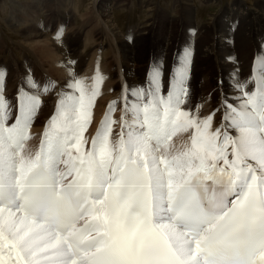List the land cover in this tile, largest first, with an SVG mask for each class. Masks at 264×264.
I'll return each mask as SVG.
<instances>
[{
	"label": "snow or ice",
	"instance_id": "snow-or-ice-1",
	"mask_svg": "<svg viewBox=\"0 0 264 264\" xmlns=\"http://www.w3.org/2000/svg\"><path fill=\"white\" fill-rule=\"evenodd\" d=\"M189 63L166 94L158 66L126 89L120 132L106 114L88 147L99 80L66 85L35 151L39 95L13 122L0 99V264H264V60L218 128L186 107Z\"/></svg>",
	"mask_w": 264,
	"mask_h": 264
},
{
	"label": "rangeland",
	"instance_id": "rangeland-1",
	"mask_svg": "<svg viewBox=\"0 0 264 264\" xmlns=\"http://www.w3.org/2000/svg\"><path fill=\"white\" fill-rule=\"evenodd\" d=\"M115 1H117V2L119 1V2L116 3L115 6H112V4L107 5L106 8L107 9L111 8V9H109V11L111 13H113V15H114V18H115L114 23L116 25V26L115 25L114 26H115V28L117 27V31H119L120 34H122L121 35V41L117 40V43L122 48V51L124 49L123 53H125V54L132 53V51H135L136 48L138 47L137 46L139 44L138 40L134 41L133 43L128 42L127 44H125L127 37L132 33V31H135L137 29L142 30L139 28L143 27L144 25H147V28L150 27V25H151L149 33L151 31L152 36L150 35V37L147 38V36L143 35L145 38L150 39L152 41V47L149 48L148 50H146V52H145V50L143 51L144 59H145V60L143 59L144 60L143 62L154 63V64H156L155 66H158L160 69H162V67H161L162 63L165 64L166 62H169V61H171V63L169 65L165 66L166 68L169 67L170 65L180 64L185 50L186 49L189 51L191 50V44L189 42L190 37H195V33L197 30L196 31L194 30V32H195L194 33L193 31H190V30L187 31L186 26H183L181 28L185 29L186 32H180V31L176 32V30H174V29H177V27L174 26V24L170 25V23H171V21H173V23L175 22V24H177L179 22V20H180L179 16L180 15L178 12L183 10L182 7H183V5H186L187 0H172L173 3H171V0H115ZM256 1L263 2L264 0H256ZM89 2H90V0H71L70 2H69V0H0V57H1L0 58V99H6L7 104L10 106L9 111L11 113V120L9 122H13L15 119V116L17 115V110H18V99H17V97H18L20 90L22 88H24L26 91H28L30 93H35V94L38 93V95L40 97V104L38 105L37 110L33 116L34 120H32V125H31L30 130H29V135H32V136L35 135V138L38 136L39 139H42V135H43V132L45 130V126H46V124L48 125L50 118L55 114L56 107H57L56 103H54L52 101L51 96H49L51 92L45 93V91H43L42 89L44 88L45 85H47L48 91L52 90V92H53L56 90L53 88L57 87V84H58L56 82L57 80L67 79V77L65 76V73H64L65 70L64 71L61 70L62 73H60V74L55 71L57 73L56 74L54 71H52L50 69L49 66L51 65V63H49V62L50 61L51 62L56 61L55 59H57V57H58V59L63 58V60L75 61L74 65L75 64L80 65V69L77 71L75 79H78L77 77L79 76V74H80L79 78L83 77L85 79H90V77L93 74H95V72H96V65L95 64L97 62L102 64V62H103L101 59H99L100 61L95 59V58H94V60H92L93 56H94L93 54L97 53V51H94L96 49V47L94 46L95 45L94 43L98 42V40H96L97 35L98 36H100L102 34L105 35V32L102 30V25L97 21L98 19L95 18L96 17L95 13L92 12V10H90V9H89L90 11L87 10L89 8L88 7ZM233 2H234V0H190V1L188 0V4L191 5V13H193V14L190 13L189 15L188 14H184V15H186L187 17L189 16L188 17L189 19H191L193 22L196 21L195 23H198L200 25L199 30H200V32H202L203 37L199 38V41L203 38V40H202L203 46L208 43V42H203L205 39L204 34H206L205 28L211 22L213 17L214 18H221V16H222V18H223L222 20L225 22H228L231 13H227L226 11H227V9H229L231 3H233ZM244 2H247V1H244ZM75 3H77V4H75ZM31 6H34V7H31ZM180 7H181V9H180ZM78 8H79V10H78ZM35 9H38L39 12L36 11ZM75 9H76V11H75ZM65 11H67L68 13H64ZM176 12H177V15H176ZM173 13H175V14H173ZM62 14H64L66 17L62 16ZM175 16H177V17H175ZM68 17H69V20L65 19ZM11 18H19V19L21 18L22 22H24V23L21 24L20 22H17L16 20L11 22L10 21ZM174 19L177 22L174 21ZM24 20L28 21L29 23L28 22L26 23ZM32 22L35 25L34 24L32 25ZM69 23H70V25H69ZM98 23H99V25H98ZM236 24H237V22H236ZM23 25L25 27H23ZM30 26H31L32 30L30 29ZM36 28H37V30H36ZM169 29H170V32L167 31ZM25 31H28V32H25ZM204 31H205V33H203ZM158 32H160V33H158ZM35 33L36 34L37 33L42 34L43 38H45L44 37L45 35H46V37L48 36L45 39L47 40L49 38L48 39L50 41L49 44L51 43L53 47L50 45L51 48L47 47L48 48L47 49L46 47H44L43 50L47 49L50 52V49H51L50 53L54 55L53 56L54 59L42 57L43 55H41L42 52H40V51H43V50H41L40 46L42 44H44L45 41L43 40L42 37H39L38 39H36L34 37L36 41H35V43H33L31 41V38H32L31 36L34 35ZM171 33H172V35H171ZM28 34H31V35H28ZM146 34H148V33H146ZM83 35H85V36H83ZM107 37H106V39L104 36L102 37V40L105 44V46H104L105 49L104 50L98 49V54H102L104 52L103 55L104 54L106 55L107 52H109L108 57L111 58L112 54H113V50L110 51V50H108V48L112 44V41L109 40V39H111L110 35H108ZM158 38H160L159 39L160 41L158 40ZM173 38L176 40H174ZM39 39L41 41L43 40L44 43H43V41L41 43V41ZM37 40H39V41H37ZM84 40H85V42H84ZM156 40L161 42V43H159V42L156 43ZM168 40H169V43L171 44V46H172V43L176 42V50H175L176 52H174L173 51L174 49H172L173 52L170 51L169 56L164 59L163 57H161V55L159 56L158 48L162 47V49H164V46H165L164 44ZM171 40H172V42H171ZM262 40H263L262 45H264V38ZM89 41L91 44L89 43ZM92 41H94V42H92ZM37 42L39 43V45ZM79 43H81V45ZM134 43H135V45H134ZM28 44L30 46H28ZM162 44H163V46H162ZM58 45H59V47H58ZM82 45L86 46V47H83ZM90 45H91V48H90ZM232 45H234V44H232ZM22 46H24V47H22ZM87 47H89V48H87ZM244 47L245 46H243V48ZM54 49H56V50H54ZM75 49H77V50H75ZM128 49H129V51H128ZM29 51L31 54L29 53ZM88 51H90V52H88ZM101 51H102V53H101ZM70 52H72V53H70ZM240 52H241V54H239V56L243 57L244 56L243 51H240ZM32 53H33V56H32ZM39 55L41 57H39ZM56 55H58V56H56ZM83 55H84V58H83ZM34 56H35V58L33 59ZM127 56H128L127 60H129V61H127L126 63H128L129 65L139 64L137 62V60L136 61L134 60L135 58H133V56H134L133 53L129 54ZM255 56H257V53H255L253 56L249 55V58L247 56L246 58H244L243 61L239 62V65H241L242 63H244L250 59L251 60L253 59V61H254L253 57H255ZM72 58H74V59H72ZM261 58L264 60V55H262L261 57L255 58L256 60L254 61V63L256 65L258 63H260ZM168 59H169V61H168ZM199 59L197 61L195 60V64H196L195 67L197 69V74H198V68H199V74L201 71L204 74L201 72L200 78L197 79V77H196V79H197V80L195 79V86L196 87L194 86V88L192 90H190L192 92V95L190 93L192 98L191 99L188 98L186 107L189 109H192L194 112L200 114L199 115L200 117H202V115L204 117H207V116L215 113L214 117H213V122H214V121L218 120V112H217V110H215V106L218 105L217 98H216L217 96H215L214 91L211 90V86L209 87V85L206 83L207 79L209 80V77H210V73H208L206 70L209 69L211 63L208 62V59L206 61L205 60L206 58H201L200 60ZM78 60H80V61H78ZM82 60L85 62L81 63ZM162 60H163V62H162ZM43 61H45V64H43L44 63ZM210 62H212V61L210 60ZM88 64L91 66H89ZM199 64H201V65L199 66ZM34 65H41L44 68V70H43L44 76H42V77L40 76L41 77L40 78L37 76L36 73L33 72V69H31V68ZM87 65H88V67H87ZM203 65H205V66H203ZM99 66L101 68L102 65H99ZM106 66L107 67L105 68V64H103L102 67H104V70H103V68H101V71L102 72L104 71L103 73H104L105 78H106L105 82H108L107 79L110 80L109 83H105L107 86V85L112 83L111 79L115 80V79H117V77H116V75H111L108 72H106L108 67H109V64H107ZM47 67L49 69L48 71H47ZM92 67H93V69H92ZM19 68H20V71H23V72H20ZM88 68L90 69V71H88ZM94 68H95V70H94ZM254 68L256 69V67H254ZM45 69H46V74H45ZM92 70H93V72H92ZM252 72H253V70L249 71L248 75L249 76L253 75ZM197 74H196V76H197ZM240 74H241V72L238 73V79L240 78ZM8 75H9V77H8ZM45 75H47V76H45ZM48 75H50L51 77ZM57 75H59V76H57ZM61 75H63L64 77ZM36 77H38V78H36ZM202 78H205V79H203V82H202ZM114 80H113V82H115ZM48 81L50 83H52V81H53L56 84L54 83L55 85L53 86ZM17 82H18V84H17ZM29 82H32L34 84V86L29 88ZM168 83L165 84V86L167 85L166 86L167 88L169 86ZM67 84L68 83L63 84L62 94L68 91V89L66 87ZM201 85H203V86L201 87ZM163 89H164V87H163ZM201 89L203 90V93L201 92L202 91ZM39 90H41V91H39ZM42 92L44 93V95H42L43 94ZM110 92L112 93L113 90H110ZM193 95H194V97H193ZM42 96L46 97V99L47 98L48 99L47 100L45 99L46 100L45 101L42 98ZM201 97H202V99H201ZM189 100H190V102H189ZM51 101L53 103H51ZM47 104L49 105V107ZM197 106H199V107L202 106L201 107L202 109L200 108L201 110H198L199 108ZM203 108L205 110H203ZM38 109H40V110L38 111ZM50 110H52V111L54 110V111L51 112ZM206 112H207V114H206ZM51 113H53V114H51ZM42 114H43V116H42ZM45 114H46V116H45ZM36 122H38V123H36ZM32 127H35L37 129V132H38V130H39V132L37 133L35 131V133H34V130H36V129L33 128L34 130H32ZM30 131H32V132H30ZM183 134H185V133H183ZM183 134L180 133V135H183ZM187 135L188 134L186 133L184 136H187Z\"/></svg>",
	"mask_w": 264,
	"mask_h": 264
},
{
	"label": "bare ground",
	"instance_id": "bare-ground-1",
	"mask_svg": "<svg viewBox=\"0 0 264 264\" xmlns=\"http://www.w3.org/2000/svg\"><path fill=\"white\" fill-rule=\"evenodd\" d=\"M71 0H69L70 2ZM190 1V0H189ZM247 1V2H244ZM68 2V1H67ZM73 2V1H72ZM71 2V3H72ZM77 2V1H76ZM119 2V1H118ZM115 0H90L89 4H88V11L92 10V12L95 13V18H97L98 22L102 25V30L105 32V35L102 34L100 36L97 35V39L98 42L94 43L96 49L94 51H97L96 54H93V59H101L102 64H100L99 62H97L96 65V72L95 74H93L90 79H85L83 77L79 76L77 77L78 80L82 81L86 86H92L93 84L96 83L97 80H99V84H98V89H99V94L97 95L96 99H95V104L94 107L92 109V122L91 124L88 126L87 131L85 132V138L89 141V144L86 145V147L90 146V142H91V138L95 135L97 128L99 127L100 122L105 118L106 114L110 115V118L112 120H114L116 123L113 124V138H116V134L120 132L121 128H120V118L122 115V110H123V97L125 94V90L126 89H130L132 87H138L141 85H146L147 84V80H148V76L149 73L152 71V69L155 67L156 64L154 63H145L143 62L144 59V54L143 51L148 50L149 48L152 47V41L150 39H147L148 37H150L151 35V31L149 33V30L151 28L150 27L147 28V25H144L143 27L139 28L142 30H135L132 31V33L127 37L126 39V43H133L134 41L138 40L139 44L137 45L138 47L136 48L135 51H132L133 53V58H135L134 60L139 63L137 65H129L128 63H126L128 59L129 54L132 53H128L125 54L122 51V48L118 45L117 40L121 41V35L119 31H117V27L115 28V23H114V15L113 13H111L109 11V9L111 8H106L107 5L112 4V6H115L116 3H118ZM171 3L172 0H171ZM29 4V3H28ZM77 4V3H75ZM179 4V3H178ZM184 4V3H183ZM23 5V4H22ZM177 5V4H176ZM182 5V4H181ZM19 6V5H18ZM73 6V5H72ZM178 6V5H177ZM180 6V5H179ZM34 7V6H31ZM78 7V6H77ZM80 7V6H79ZM175 8V7H174ZM183 10L178 12L179 15V22L177 24H175V22L173 23V21H171V24H174V26L177 27L176 32H186L187 31H196L195 33V37H190V44H191V50H190V63L188 66V73H187V80H186V85L188 88V98L191 99L192 98V92L190 90H192L195 86V79L197 77L200 78V74H199V68H198V74H197V69L195 67V60L197 61L199 58H206L205 60L211 63L210 67L208 70H206L208 73H210V77L209 80L207 79V84L209 85V87L211 86V90L214 91L215 96H217V103L218 105L215 106V110H217L218 112V120L213 122V128H218L221 127V125L223 124V112H224V103H225V98H227V100L229 102H234L237 98V96L239 95V92L237 91V89L235 88V84L237 82H247L248 83V89H252L254 87V82H253V75H248L249 71L253 70L254 67H256L257 69H260L261 67V63H262V58L260 59L261 62L258 63L257 65L254 63V61L256 60L255 58L257 57H261L262 55H264V45H262L263 43V38H264V1L263 2H258L256 0H234L233 3H231L229 9H227V13H231L230 14V18L228 22L223 21L222 16L221 18H212L211 22L208 24V26L205 28L206 29V34H204L205 39L203 42H208L206 45L203 46L202 40L203 38L199 41V38L203 37L202 36V32H200L199 28L200 25L198 23H195L196 21H192L191 19H189L186 15L184 14H190L191 13V5L188 4V0L186 1V5H183ZM27 9V8H26ZM29 9V8H28ZM90 9V10H89ZM177 9V8H176ZM181 9V7H180ZM36 11H38V9H35ZM70 10V9H69ZM79 10V8H78ZM179 10V9H178ZM19 11V10H18ZM76 11V9H75ZM108 11V12H107ZM39 12V11H38ZM176 12V15H177ZM64 13H68L67 11H65ZM91 13V12H90ZM163 13V12H162ZM77 14V13H76ZM93 14V13H92ZM175 14V13H173ZM193 14V13H191ZM67 15V14H66ZM157 15V14H156ZM169 15V14H168ZM62 16H65L64 14H62ZM76 16V15H75ZM81 16V15H80ZM88 16V15H87ZM39 17V16H38ZM66 17V16H65ZM155 17V16H154ZM164 17V16H163ZM177 17V16H175ZM216 17V16H215ZM63 18V17H62ZM91 18V17H90ZM89 18V19H90ZM172 18V17H171ZM8 19V18H7ZM69 20L68 18H65ZM71 19V18H70ZM74 19V18H73ZM83 19V18H82ZM92 19V18H91ZM193 19V18H192ZM16 20L17 22H20L21 24L24 23L22 22L21 18H11V22ZM39 20V19H38ZM157 20V19H156ZM170 20V19H169ZM183 20V21H182ZM26 23L28 21L24 20ZM174 21H176L174 19ZM10 22V23H11ZM39 22V21H38ZM41 22V21H40ZM86 22V21H85ZM93 22V21H92ZM156 22V21H155ZM177 22V21H176ZM237 22V24H236ZM29 23V22H28ZM94 23V22H93ZM98 23V25H99ZM153 23V22H152ZM161 23V22H160ZM34 23L32 22V25ZM141 24V23H140ZM202 24V23H201ZM35 25V24H34ZM70 25V23H69ZM115 25V26H114ZM27 26V25H26ZM29 26V25H28ZM80 26V25H79ZM186 26V30L182 29L181 27ZM14 27V26H13ZM23 27H25L23 25ZM96 27V26H95ZM100 27V26H99ZM18 28V27H17ZM29 28V27H28ZM70 28V27H69ZM174 28V27H173ZM31 29V26H30ZM29 29V30H30ZM75 29V28H74ZM83 29V28H82ZM81 29V30H82ZM100 29V28H99ZM154 29V28H153ZM26 30V29H25ZM32 30V29H31ZM37 30V28H36ZM39 30V29H38ZM152 30V29H151ZM83 31V30H82ZM153 31V30H152ZM170 32V29L167 30ZM28 32V31H25ZM31 32V31H30ZM41 32V31H40ZM79 32V31H78ZM99 32V31H98ZM157 32V31H156ZM168 32V33H169ZM174 32V31H173ZM45 33V32H44ZM65 33V32H64ZM70 33V32H69ZM80 33V32H79ZM148 33V34H146ZM160 33V32H158ZM205 33V31L203 32ZM46 34V33H45ZM48 34V33H47ZM81 34V33H80ZM79 34V35H80ZM26 35V34H25ZM31 35V34H28ZM72 35V34H71ZM110 35L111 36V40L112 44L109 46L108 50L112 51L113 50V54L112 57L109 58V52H107V54L103 55L102 51L105 49L104 46V42L102 40V37L104 36L105 39L106 37ZM147 36V38H145L144 36ZM149 35V36H148ZM164 35V34H163ZM172 35V33H171ZM208 35V36H207ZM42 34L39 33H35L34 35H32L31 37V41L33 43H35V38L38 39L39 37H42ZM65 36V35H64ZM85 36V35H83ZM152 36V35H151ZM168 36V35H167ZM187 36V35H186ZM35 37V38H34ZM45 38L46 35L44 36ZM68 37V36H67ZM72 37V36H71ZM123 37V36H122ZM175 37V36H174ZM43 38V37H42ZM45 38H43V43L40 47L41 50H43L44 47H50V45L52 46V44H49V38L46 40ZM108 38V37H107ZM124 38V37H123ZM132 38V39H131ZM166 38V37H165ZM164 38V39H165ZM171 38V37H170ZM73 39V38H72ZM125 39V38H124ZM160 38H158L159 40ZM174 39V38H173ZM40 40V39H39ZM37 40V41H39ZM176 40V39H174ZM41 41V40H40ZM41 41V43H42ZM79 41V40H78ZM108 41V40H107ZM154 41V40H153ZM160 41V40H159ZM156 40V43L159 42ZM25 42V41H24ZM31 42V43H32ZM77 42V41H76ZM85 42V40H84ZM94 42V41H92ZM163 42V41H162ZM172 42V40H171ZM29 43V42H28ZM38 43V42H37ZM53 43V42H52ZM75 43V42H74ZM73 43V44H74ZM82 43V42H81ZM81 43H79L81 45ZM90 43V41H89ZM109 43V42H108ZM136 43V42H135ZM134 43V45H135ZM161 43V42H159ZM165 43V42H164ZM72 44V43H71ZM85 44V43H84ZM83 44V45H84ZM91 44V43H90ZM93 44V43H92ZM234 44V45H232ZM23 45V44H22ZM25 45V44H24ZM39 45V43H38ZM54 45V44H53ZM75 45V44H74ZM82 45V46H83ZM86 45V44H85ZM88 45V44H87ZM164 49L158 48V54L159 56L161 55V57H163L164 59L166 57L169 56L170 51H172V49H174L173 51L176 52V42L171 44L169 43V40L164 44ZM28 46H30L28 44ZM132 46V45H131ZM161 46V45H160ZM163 46V44H162ZM243 46H245L243 48ZM18 47V46H17ZM24 47V46H22ZM26 47V46H25ZM53 47V46H52ZM57 47V46H56ZM59 47V45H58ZM57 47V48H58ZM76 47V46H75ZM79 47V46H78ZM86 47V46H83ZM133 47V46H132ZM39 48V47H38ZM56 48V49H57ZM72 48V47H71ZM70 48V49H71ZM74 48V47H73ZM89 48V47H87ZM91 48V45H90ZM127 48V47H126ZM125 48V49H126ZM134 48V47H133ZM29 49V48H28ZM48 49V48H47ZM43 50L40 51L42 52L41 55H43L42 57L44 58H53V54H51V49L50 52L48 50ZM54 49V50H56ZM86 49V48H85ZM98 49H103L101 51L102 54H98ZM130 49V48H129ZM128 49V51H129ZM243 49V50H242ZM32 50V49H31ZM37 50V49H36ZM68 50V49H67ZM72 50V49H71ZM77 50V49H75ZM151 50V49H150ZM4 51V50H3ZM14 51V50H13ZM28 51V50H27ZM33 51V50H32ZM60 51V50H59ZM155 51V50H154ZM153 51V52H154ZM172 51V52H173ZM240 51H243L244 56L241 57L239 56V54H241ZM11 52V51H10ZM73 52V51H72ZM70 52V53H72ZM80 52V51H79ZM90 52V51H88ZM106 52V51H105ZM240 52V53H239ZM2 53V52H1ZM30 53V51H29ZM38 53V52H37ZM255 53H257V56L253 57V59L248 60L244 63H242L241 65H239L240 61H243L244 58H246L249 55H254ZM28 54V53H27ZM31 54V53H30ZM59 54V53H58ZM64 54V53H63ZM69 54V53H68ZM83 54V53H82ZM25 55V54H24ZM38 55V54H37ZM92 55V54H91ZM33 56V53H32ZM58 56V55H56ZM62 56V55H61ZM70 56V55H69ZM74 56V55H73ZM76 56V55H75ZM90 56V55H89ZM172 56V55H171ZM39 57H41L39 55ZM66 57V56H65ZM71 57V56H70ZM77 57V56H76ZM1 58V57H0ZM7 58V57H6ZM11 58V57H10ZM14 58V57H13ZM35 58V56L33 57V59ZM84 58V55H83ZM172 58V57H171ZM251 58V57H250ZM68 59V58H67ZM70 59V58H69ZM74 59V58H72ZM144 59V60H143ZM161 59V58H160ZM163 59V60H164ZM199 59V60H200ZM43 60V59H42ZM56 61L53 62H49L51 63V65L49 66L50 69L52 71H56L59 74L62 73V71H64L65 76L67 77V79L65 80H57L56 82L57 87L53 88L56 89L55 91L52 92L48 91L45 93H50L49 96H51L52 101L54 103H58L61 95H62V86L65 83H69L70 80L75 79L76 73L77 71L80 69V65L79 64H75L73 60H63L62 59H55ZM162 60V62H163ZM204 60V59H203ZM210 60L212 62H210ZM20 61V60H19ZM35 61V60H34ZM72 61V62H71ZM80 61V60H78ZM96 61V60H95ZM100 61V60H99ZM169 61V59H168ZM38 62V61H37ZM40 62V61H39ZM45 64V61H43ZM85 61H81V63H83ZM136 62V63H137ZM161 62V63H162ZM166 62V61H165ZM164 62V63H165ZM177 62V61H176ZM36 63V62H35ZM134 63V62H133ZM145 63V64H144ZM171 63V61L166 62L165 64L162 63L161 67V77H162V84H163V91L167 92V85L165 86V84H170V81L172 79L173 73H174V69H176L179 64H174V65H170L169 67H165L167 65H169ZM198 63V62H197ZM203 63V62H202ZM4 64V63H3ZM39 64V63H38ZM41 64V63H40ZM47 64V63H46ZM103 64H105V68L107 67L106 65L109 64V67L107 69L106 72H108L111 75H116L117 79H111L112 83L107 85L105 83H109L110 80L107 79L108 82L106 81L105 75H104V71H101V68L104 67ZM205 64V63H204ZM89 65V64H88ZM87 65V67H88ZM99 65H102L101 68ZM201 64H199L200 66ZM209 65V64H208ZM207 65V66H208ZM47 66V65H46ZM91 66V65H89ZM198 66V67H199ZM205 66V65H203ZM14 67V66H13ZM30 67V66H29ZM94 67V66H93ZM92 67V69H93ZM46 68V67H45ZM90 68V67H89ZM88 68V71H90V69ZM203 68V67H202ZM33 72L37 74L38 77H42L44 76L43 74V70L44 68L41 65H34L32 66ZM22 70V69H21ZM48 67H47V71H48ZM62 70V71H61ZM95 70V68H94ZM18 71V70H17ZM20 71V68H19ZM23 72V71H20ZM55 72V73H56ZM93 72V70H92ZM241 72L240 74V78L238 79V73ZM90 73V72H89ZM203 73V72H202ZM253 73V72H252ZM45 74H46V69H45ZM48 74V73H47ZM57 74V73H56ZM91 74V73H90ZM89 74V75H90ZM197 74V76H196ZM204 74V73H203ZM22 75V74H21ZM51 75V74H50ZM48 75V76H50ZM47 76V75H45ZM59 76V75H57ZM63 76V75H61ZM9 77V75H8ZM36 77V78H38ZM40 77V78H41ZM51 77V76H50ZM56 77V76H55ZM64 77V76H63ZM54 78V77H53ZM52 78V79H53ZM57 78V77H56ZM15 79V78H14ZM34 79V78H33ZM196 79V80H197ZM202 78V82H203ZM41 80V79H40ZM113 80L115 82H113ZM206 81V80H205ZM204 81V82H205ZM49 82V81H48ZM197 82V81H196ZM50 83V82H49ZM55 82L52 81L53 86L56 84H54ZM205 83V84H206ZM18 84V82H17ZM203 84V83H202ZM204 84V85H205ZM207 85V86H208ZM40 86V85H39ZM203 85H201L202 87ZM206 86V87H207ZM196 87V86H195ZM29 90V89H28ZM35 90V89H34ZM43 90V89H42ZM110 90H113V92L111 93ZM196 90V89H195ZM199 90V89H198ZM202 90V89H201ZM41 91V90H39ZM111 94H110V93ZM203 93V90L201 91ZM209 92V91H208ZM12 93V92H11ZM43 93V92H42ZM191 93V95H190ZM38 94V93H36ZM201 94V93H200ZM44 95V93L42 94ZM196 95V94H195ZM204 95V94H203ZM199 96V95H198ZM194 97V95H193ZM204 97V96H203ZM212 97V96H211ZM42 98L45 100L46 97ZM205 98V97H204ZM48 99V98H47ZM46 99V100H47ZM202 99V97H201ZM206 99V98H205ZM210 99V98H209ZM45 100V101H46ZM197 100V99H196ZM51 101V103H53ZM204 101V100H203ZM115 102V103H113ZM190 102V100H189ZM201 102V101H200ZM207 102V101H206ZM209 102V101H208ZM215 102V101H214ZM198 104V103H197ZM48 105V104H47ZM46 105V106H47ZM109 105H112V109L113 111L111 113H109ZM201 105V104H200ZM189 106V105H188ZM206 106V105H205ZM211 106V105H210ZM49 107V105H48ZM196 107V106H195ZM199 109L201 110L202 106L199 107L197 106ZM201 108V109H200ZM213 109V108H212ZM16 110V109H15ZM40 109H38L39 111ZM197 110V109H196ZM203 110H205L203 108ZM51 112H53L52 110H50ZM48 112V111H47ZM204 112V111H203ZM43 113V112H42ZM48 114V113H47ZM53 114V113H51ZM207 114V112H206ZM215 114V113H214ZM200 115V114H199ZM40 116V115H39ZM38 116V117H39ZM43 116V114H42ZM46 116V114H45ZM48 116V115H47ZM202 117H204L202 115ZM201 117V118H202ZM217 117V116H216ZM39 119V118H38ZM34 120V119H33ZM42 121V120H41ZM44 122V121H43ZM38 123V122H36ZM49 123V122H48ZM35 124V123H34ZM47 125V124H46ZM37 126V125H36ZM35 126V127H36ZM32 127V130H34ZM37 128V127H36ZM35 128V129H36ZM41 128V127H40ZM39 129V128H38ZM42 129V128H41ZM37 132V129L34 130ZM32 132V131H30ZM39 132V130H38ZM37 132V133H38ZM36 133V134H37ZM40 134V133H39ZM183 134V133H182ZM186 134V133H185ZM183 135H177L176 137H174V143L179 146L182 145L184 142L188 141V135L184 136ZM234 134V133H233ZM41 136V135H40ZM38 136L35 138V135L32 136L30 135V139L27 141L26 147L29 150L35 151L38 150L41 139H39Z\"/></svg>",
	"mask_w": 264,
	"mask_h": 264
}]
</instances>
